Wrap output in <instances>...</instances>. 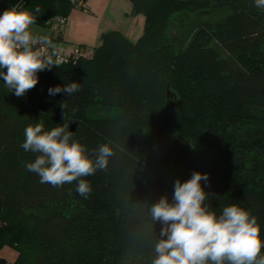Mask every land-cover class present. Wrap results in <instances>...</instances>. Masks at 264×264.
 I'll return each instance as SVG.
<instances>
[{
	"label": "trees",
	"instance_id": "trees-1",
	"mask_svg": "<svg viewBox=\"0 0 264 264\" xmlns=\"http://www.w3.org/2000/svg\"><path fill=\"white\" fill-rule=\"evenodd\" d=\"M12 1L39 6L36 25L47 28L72 9L88 11L86 0ZM129 1L130 14L144 18L137 40L103 33L90 59L39 72L23 97L0 78V249L16 252L0 264H150L143 212L129 203L163 194L171 201L173 182L194 171L209 174L202 185L212 210L248 209L264 239V10L254 0ZM212 6L232 12L199 24L176 50L168 36L173 15ZM71 82L80 83L71 97L49 95ZM95 106L117 114L90 116ZM71 121L90 156L109 141L116 153L106 171L84 177L87 199L76 182L54 188L25 167L35 154L21 147L24 128Z\"/></svg>",
	"mask_w": 264,
	"mask_h": 264
},
{
	"label": "clouds",
	"instance_id": "clouds-1",
	"mask_svg": "<svg viewBox=\"0 0 264 264\" xmlns=\"http://www.w3.org/2000/svg\"><path fill=\"white\" fill-rule=\"evenodd\" d=\"M254 6L264 10V0H254ZM39 12V6L29 11L17 3L0 14V78L18 98L35 88L39 72L64 63L53 41L32 31ZM79 91L77 82L48 89L50 96L65 93L71 97ZM60 107L64 120L66 104ZM23 135L21 147L35 154L26 170L54 188L76 182L75 191L85 199L92 187L84 177L106 171L116 154L109 141L93 150V158L86 146L73 138L67 123L51 130H45L43 122L29 124ZM208 181V173L194 171L189 179L173 182L171 201L163 194L154 203H129L143 212L144 234L151 239L150 264H264V239L257 217L239 204L224 207L218 215L207 203L211 194L202 182Z\"/></svg>",
	"mask_w": 264,
	"mask_h": 264
},
{
	"label": "crops",
	"instance_id": "crops-1",
	"mask_svg": "<svg viewBox=\"0 0 264 264\" xmlns=\"http://www.w3.org/2000/svg\"><path fill=\"white\" fill-rule=\"evenodd\" d=\"M111 1L86 0L85 5L88 11L72 9L64 25L54 31L50 29L53 34L48 36V38L57 46V50L65 51H70L77 46L92 49L100 43V37L103 33L112 30L120 31L129 40L135 41L140 36V29L144 25L143 16L131 15V5L128 1L126 5L122 4L123 8L118 9L116 12L118 16L124 18L122 21L125 23L123 26H116L111 18L106 16ZM13 5L12 0H0V11ZM35 33L38 34L37 32ZM7 262L11 261L7 260Z\"/></svg>",
	"mask_w": 264,
	"mask_h": 264
},
{
	"label": "rangeland",
	"instance_id": "rangeland-1",
	"mask_svg": "<svg viewBox=\"0 0 264 264\" xmlns=\"http://www.w3.org/2000/svg\"><path fill=\"white\" fill-rule=\"evenodd\" d=\"M128 1L129 0H112L110 3L106 16L107 18L110 17L116 26H119V25L123 26L125 23L124 21H122L124 20V18L122 16H118L116 12L118 9H122L123 8L122 4L126 5ZM231 12H232V9L230 8H226V7L218 8V7L212 6L205 12L184 11V12L177 13L173 15V17L171 18V21L168 27V36L173 42V45L176 50L183 49L184 46L186 45V42L188 41V38L190 37L194 29L199 24L206 22V21H217L223 18L224 16H226L227 14H230ZM32 31L34 33L37 32L39 35H44L47 37L53 34V32H51L49 28L44 27V26H39L36 24L32 26ZM142 31H143V27H141L140 29V32H141L140 35L142 34ZM89 114L90 116H93V117L106 116V115L115 116L117 114V111L114 109L106 110L100 106H95L90 110ZM72 122L74 121H71L69 123V131L71 129ZM76 126L77 125H75L74 127V131L76 129ZM0 256L5 258L8 261H13L16 256V252L12 247L4 246L0 249Z\"/></svg>",
	"mask_w": 264,
	"mask_h": 264
},
{
	"label": "built area",
	"instance_id": "built-area-1",
	"mask_svg": "<svg viewBox=\"0 0 264 264\" xmlns=\"http://www.w3.org/2000/svg\"><path fill=\"white\" fill-rule=\"evenodd\" d=\"M70 1H73V0H70ZM65 22H66V19L56 17L52 21L49 22V28L53 31L57 30L62 25H64ZM58 51L64 63H68L70 61H76L77 59H90L92 57V50L84 46H77L70 51H65V50H58ZM47 53L51 54V49H48Z\"/></svg>",
	"mask_w": 264,
	"mask_h": 264
},
{
	"label": "water",
	"instance_id": "water-1",
	"mask_svg": "<svg viewBox=\"0 0 264 264\" xmlns=\"http://www.w3.org/2000/svg\"><path fill=\"white\" fill-rule=\"evenodd\" d=\"M75 125H76V122L75 121L71 123V129H70L71 132L74 131Z\"/></svg>",
	"mask_w": 264,
	"mask_h": 264
}]
</instances>
